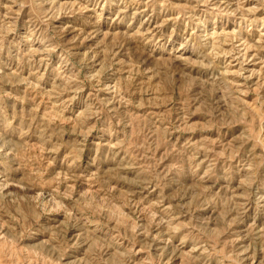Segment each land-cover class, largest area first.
<instances>
[{
  "label": "rangeland",
  "instance_id": "obj_1",
  "mask_svg": "<svg viewBox=\"0 0 264 264\" xmlns=\"http://www.w3.org/2000/svg\"><path fill=\"white\" fill-rule=\"evenodd\" d=\"M0 264H264V0H0Z\"/></svg>",
  "mask_w": 264,
  "mask_h": 264
}]
</instances>
